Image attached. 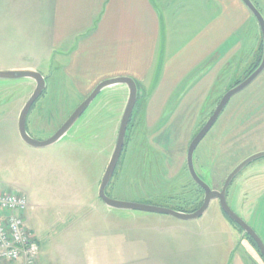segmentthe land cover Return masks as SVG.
<instances>
[{
	"label": "rangeland",
	"instance_id": "1",
	"mask_svg": "<svg viewBox=\"0 0 264 264\" xmlns=\"http://www.w3.org/2000/svg\"><path fill=\"white\" fill-rule=\"evenodd\" d=\"M252 1L264 17V0ZM49 18L53 19V15L48 0H0V70L34 68L48 76L47 95L40 101L46 125L30 126L32 136L38 140L50 137L101 80L70 79L64 66L80 35H70L57 43ZM187 21L178 23L183 26L184 22L188 27ZM187 35L172 32V37H180L177 42ZM261 39L259 25L250 15L231 41L218 49L221 54L232 41L239 42L224 54L225 62L207 95L209 98L204 101L208 109L204 114L201 112L199 121L205 119L231 81L250 69L257 59ZM160 60L155 78L161 74ZM203 69L200 65L187 74L184 85L168 96L167 104H180L183 86ZM148 83L138 92L140 104L149 103L155 92L154 79ZM120 85L103 88L60 140L34 148L22 141L17 126L33 81L0 79V192L19 191L34 206L24 216L27 227L40 241L38 261L45 264H264L252 242L242 236V230L227 220L216 199L202 216L193 220L110 209L99 199L100 180L112 156L119 118L128 99V89ZM155 94L158 103L167 97ZM181 111V120L174 130V123H168L166 165L164 158L153 154L151 160H144L137 168L148 136L143 135L144 123L136 127L138 131L130 136L117 178L107 191L110 197L186 211L200 206L203 190L193 182L185 165L187 146L198 122L193 127L192 116L188 121L183 120V112L187 116L191 111ZM49 113L51 117L47 116ZM262 150L264 70L250 86L231 98L197 147L195 167L209 179L212 188L220 190L236 165ZM227 202L264 242V158L250 163L234 178Z\"/></svg>",
	"mask_w": 264,
	"mask_h": 264
},
{
	"label": "crops",
	"instance_id": "2",
	"mask_svg": "<svg viewBox=\"0 0 264 264\" xmlns=\"http://www.w3.org/2000/svg\"><path fill=\"white\" fill-rule=\"evenodd\" d=\"M48 6L57 43L80 35L64 66L70 79L128 76L142 88L154 79L155 92L148 103L152 110L162 108L168 96L184 85V77L203 65L199 76L183 86L180 102L183 110L200 109L215 85L224 54L239 42L232 41L221 54L218 49L252 17L241 0H48ZM179 20H188V27ZM173 31L188 35L177 42L180 37H172ZM167 41L174 43L169 46ZM159 58L161 74L155 78ZM155 93L167 97L158 103ZM38 260L34 264H45ZM20 263L0 260V264Z\"/></svg>",
	"mask_w": 264,
	"mask_h": 264
},
{
	"label": "water",
	"instance_id": "3",
	"mask_svg": "<svg viewBox=\"0 0 264 264\" xmlns=\"http://www.w3.org/2000/svg\"><path fill=\"white\" fill-rule=\"evenodd\" d=\"M241 1L248 8V10L254 16V18L256 19L259 25L261 38H262L261 59L258 66L252 71V73L244 81L230 88L222 95L212 115L208 118L206 123L202 126V128L198 131V133L192 138V140L188 145L187 154H186V165H187L188 173L191 179L194 181V183H196L203 190L204 193L202 203L197 209L193 211H181L166 206L119 200L107 195L106 187L111 179L115 165L122 152L125 142V134H126L128 118L130 115V111L136 102L137 95L139 92V86L137 82L131 77L128 76L111 77L98 82L96 86L93 88V90L90 92V94L83 100L81 104H79V106H77V108L73 110V112L64 121V123L50 137L44 140H38L30 136L26 130V114L31 104L36 99V97L46 87V79L40 72L32 68L0 70V79L30 78L34 80L36 83L35 91L33 92L30 99L25 104L24 108L22 109V111L18 116L17 126H18V132L20 138L24 143L34 148L46 147L48 145L57 142L69 130V128L74 124V122L82 115V113L89 106L90 102L103 88L114 86L117 84L125 85L128 89V99L124 110V114L121 118L112 156L100 180V184L98 187L99 199L110 209L166 214L181 220H193L199 218L206 212L211 201L216 199L218 200L219 207L223 212V214L242 230V236H248L254 242L255 246L257 247L260 255L264 260V242L257 234V232L243 218H241L236 212L233 211V209L229 206L227 202L228 189L234 178L250 163L258 159L264 158V150L251 154L250 156L242 160L238 165H236L225 178L224 183L220 190L211 188V186L198 175L194 166V153L198 144L202 141L205 135L215 124V122L219 118L220 114L224 110L229 100L235 94L245 89L264 70V17L252 0H241Z\"/></svg>",
	"mask_w": 264,
	"mask_h": 264
},
{
	"label": "flooded vegetation",
	"instance_id": "4",
	"mask_svg": "<svg viewBox=\"0 0 264 264\" xmlns=\"http://www.w3.org/2000/svg\"><path fill=\"white\" fill-rule=\"evenodd\" d=\"M261 54H262V51H261ZM260 59H261V56H260ZM260 59H256L253 62V64L250 66V69H248L241 76L236 77V78H234L231 81V83L226 87L225 91L220 95L219 99L216 100L215 101V104L212 106V108H210L211 110L208 112V114L206 115L205 119L202 122L199 121L198 119L200 118L201 112H203V114H204V112L208 109L207 105H205L206 99L209 98L208 96L206 97L205 102L202 104V106L200 107V109L195 110V111H191V113L187 114V116H186V113L187 112H183V120L188 121V120H190V116L193 117V125H192L193 127L196 125V122H198V127L193 132V135L191 136L190 141L198 133V131L202 128V126L206 123V121L208 120V118L212 115V113L214 112L216 106L218 105V103H219L222 95L227 90H229L230 88H232L235 85H238L239 83H241L242 81H244L252 73V71L258 66V64L260 62ZM44 78L46 79V87L36 97V99L31 104V106H30V108H29V110L27 111V114H26V130H27V132H28V134L30 136H32V133L30 132L31 131L30 130V126H37V125H41L42 123H44V124L46 123V116L43 113L44 107L40 104V101L41 100H44L45 96L47 95V92L46 91L48 90V76H44ZM32 81H33V87L31 88L30 94H28L26 96V98L24 100V105H23L22 109L24 108L25 104L28 102V100L30 99L31 95L35 91L36 83H35L34 80H32ZM253 82L254 81H252L250 84H252ZM250 84L248 86H250ZM243 90H245V89H243ZM138 100H140V98L137 95L136 102L133 105V107H132V109L130 111L129 118H128L124 146H123L122 152H121V154L119 156V159H118V161H117V163L115 165V168H114L113 174L111 176V179H110V181H109V183H108V185L106 187V192L108 191L109 188H112L114 178L115 177L117 178V175L119 173L120 167L122 166V163H123L124 158H125V153H126V150H127V144L129 143V139H130L131 134L133 132H135V131L136 132L138 131V129H136V127L137 126L139 127L141 123H144L145 124V128L142 131H143V135L144 136H148V140H147V144H145V146H144L145 149L143 150L144 151L143 156H141L142 161H141V159H139V161L137 160V168L144 164V160H146L147 162L149 160H151L154 157V155L155 156L160 155L162 158H164L165 159V165H166V159L169 158L168 157L169 156V154H168L169 153L168 152V139H169L168 138V132H169L168 123L170 121H172V123H174L175 126L173 127V130L178 125L179 121L181 120V116H180L181 114H179L180 111L182 110V108L180 107L181 105L178 102L177 103H171V104H167L166 103V104H163L162 105L163 106L162 108H160L158 110H152V109L149 108V104L148 103L147 104H140V101H138ZM230 100H229V102H230ZM229 102L225 106L224 110L227 108ZM126 103H125L124 109L122 111V115L119 118V126H120L121 118H122V116L124 114V110H125V107H126ZM22 109H21V111H22ZM224 110L222 111V113L224 112ZM185 111H188V110H185ZM222 113L220 114V116L222 115ZM47 116L48 117H51L52 115H51V113H49V115H47ZM68 117L69 116H67V118ZM67 118H65L64 121ZM47 121H49V118L47 119ZM64 121L61 122L60 126L64 123ZM190 141H189V143H190ZM199 144H198V146H199ZM187 148H188V146H187ZM186 154H187V151H186ZM185 165H186V155H185ZM194 166H195V161H194ZM133 167L135 168L134 165H133ZM186 169H187V165H186ZM195 169H196V167H195ZM187 172H188V169H187ZM196 172L212 188V185H211L209 179L205 178L197 170H196ZM107 195H108V192H107Z\"/></svg>",
	"mask_w": 264,
	"mask_h": 264
},
{
	"label": "built area",
	"instance_id": "5",
	"mask_svg": "<svg viewBox=\"0 0 264 264\" xmlns=\"http://www.w3.org/2000/svg\"><path fill=\"white\" fill-rule=\"evenodd\" d=\"M34 207L19 191L0 192V260L34 264L40 253L24 213Z\"/></svg>",
	"mask_w": 264,
	"mask_h": 264
},
{
	"label": "trees",
	"instance_id": "6",
	"mask_svg": "<svg viewBox=\"0 0 264 264\" xmlns=\"http://www.w3.org/2000/svg\"><path fill=\"white\" fill-rule=\"evenodd\" d=\"M261 47H262V45L260 44V46H259V48H258V51H257V53H256V55H255V57L257 58V59H260V56H261ZM171 208H173V209H176V210H181V211H186V210H182V209H179V208H176V207H171ZM195 210V209H194ZM226 217V216H225ZM227 218V217H226ZM227 220L232 224V225H234L236 228H238L239 230H240V228L237 226V225H235L232 221H230L228 218H227ZM242 232V231H241ZM247 237V239H249L251 242H252V244L255 246V244H254V242L248 237V236H246ZM255 248L257 249V247L255 246ZM258 250V249H257ZM259 252V251H258Z\"/></svg>",
	"mask_w": 264,
	"mask_h": 264
}]
</instances>
